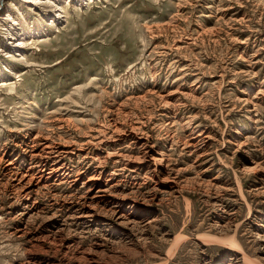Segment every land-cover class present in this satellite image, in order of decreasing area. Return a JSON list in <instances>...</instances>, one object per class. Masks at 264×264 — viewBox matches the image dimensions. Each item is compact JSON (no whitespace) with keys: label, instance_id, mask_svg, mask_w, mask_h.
I'll use <instances>...</instances> for the list:
<instances>
[{"label":"rangeland","instance_id":"rangeland-1","mask_svg":"<svg viewBox=\"0 0 264 264\" xmlns=\"http://www.w3.org/2000/svg\"><path fill=\"white\" fill-rule=\"evenodd\" d=\"M49 1L0 0V264H264V0Z\"/></svg>","mask_w":264,"mask_h":264},{"label":"bare ground","instance_id":"bare-ground-1","mask_svg":"<svg viewBox=\"0 0 264 264\" xmlns=\"http://www.w3.org/2000/svg\"><path fill=\"white\" fill-rule=\"evenodd\" d=\"M39 1V0H38ZM47 1V0H46ZM48 2L50 3V1L48 0ZM56 4V3H55ZM56 11H59V6L57 5L56 6ZM55 16V18H57V17H59V13L58 14H55L54 15ZM160 27V26H159ZM15 46V45H14ZM160 97V96H159ZM166 100V99H165ZM135 130V129H134ZM114 137H115V135H114ZM143 138V137H142ZM208 138V137H207ZM207 138H205V139H207ZM102 141V140H101ZM48 143V142H47ZM49 144H51V143H49ZM47 145V144H46ZM241 145V144H240ZM239 145V146H240ZM52 146V145H51ZM143 146V145H142ZM191 147V146H190ZM195 149V148H194ZM41 150V149H40ZM50 150V149H49ZM48 151V150H47ZM46 151V152H47ZM51 151V150H50ZM37 152V151H36ZM42 153V152H41ZM48 154V153H47ZM150 154V153H149ZM147 155H148V152H145V156L147 157ZM43 155H41V157H42ZM49 156V155H48ZM62 156V155H61ZM39 157V156H38ZM47 157V156H46ZM124 157V156H123ZM43 158V157H42ZM48 158V157H47ZM160 158V157H159ZM155 159H157L159 162H160V160L161 159H158V158H155ZM140 160V159H139ZM153 160V159H152ZM151 160V161H152ZM163 160V159H162ZM42 161V160H41ZM157 161V162H158ZM126 162V161H125ZM39 163V162H38ZM38 163H37V165H38ZM145 163V162H144ZM39 164H41V163H39ZM43 164H44V162H43ZM139 165V164H138ZM257 165V164H256ZM255 165V166H256ZM31 166V165H30ZM32 167V166H31ZM61 167V166H60ZM137 167V166H136ZM173 167V166H172ZM250 167H252V166H250ZM39 168V167H38ZM156 168V167H155ZM55 169V168H54ZM58 169V168H57ZM251 168H249V170H250ZM253 169V168H252ZM255 169H258V168H254V170ZM41 170V169H40ZM247 170V169H246ZM253 171V170H252ZM39 172V171H38ZM53 172H55L54 170H53ZM59 172V171H58ZM66 172V171H65ZM250 172H251V170H250ZM43 172H41V174H42ZM45 173H47V172H45ZM61 173V172H60ZM53 174V173H52ZM62 174V173H61ZM252 174V173H251ZM256 174V173H255ZM39 175V174H38ZM96 177V176H95ZM60 178V177H59ZM91 178V177H90ZM48 179V178H47ZM53 180H54V178H53ZM63 180V179H62ZM28 184H30L29 183V181L27 182ZM27 184V185H28ZM92 184V183H91ZM24 186L23 187V189L22 190H26V188H28V186ZM99 186V185H98ZM103 186V185H102ZM111 186H112V184H111ZM91 187H92V185H91ZM100 187L101 186H99V187H97L98 188V192H100L101 190H100ZM108 188V187H107ZM106 188V189H107ZM111 188V187H110ZM105 189V188H104ZM112 189V188H111ZM103 190V189H102ZM109 190V189H108ZM110 191V190H109ZM108 191V192H109ZM115 192V191H114ZM263 193H264V190H263ZM106 194V193H105ZM111 194V193H110ZM98 196V195H97ZM102 196V195H101ZM92 203V202H91ZM96 203V202H95ZM90 204V203H89ZM90 205H92V204H90ZM95 205V204H94ZM122 206V205H121ZM118 207V206H117ZM139 207V206H138ZM115 208V207H114ZM129 208L130 209H133L132 211H128V212H123V211H120V210H116V211H114V213H113V216H114V221H115V223L116 224H114V226H112V225H108L109 226V228L110 227H116V228H128L129 226H133L134 225V223H135V219L138 217V215H136L135 214V210H134V208L132 207V205L129 203ZM137 208V207H136ZM85 209V208H84ZM121 209V208H120ZM143 209V208H142ZM142 211V210H141ZM96 214H100V211H97V209L95 208V207H89V209H88V211H87V214H86V217H93V216H95ZM139 218V217H138ZM110 223H112V222H110ZM148 224H143V226L142 227H146ZM107 231L109 230V229H106ZM116 231H117V229H116ZM143 230H141V232H142ZM140 232V233H141ZM145 234V233H144ZM259 237V239H260V241L264 244V237L263 236H258ZM96 260V259H95ZM94 261V260H93Z\"/></svg>","mask_w":264,"mask_h":264}]
</instances>
